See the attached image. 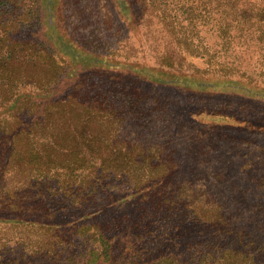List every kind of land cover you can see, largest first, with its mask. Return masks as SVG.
<instances>
[{
    "label": "trees",
    "instance_id": "1",
    "mask_svg": "<svg viewBox=\"0 0 264 264\" xmlns=\"http://www.w3.org/2000/svg\"><path fill=\"white\" fill-rule=\"evenodd\" d=\"M53 2L0 0V222L21 234V247L38 248L15 252L9 264H37L38 257L57 254V249L64 252V224L50 218L59 211L64 216L74 208L94 206L96 201H89V196L104 186L109 174L134 182V192L119 201L140 195L147 201L143 213L114 234L106 222L73 223L70 229L86 237L88 246L68 255V264H264L254 250L235 246L198 250L197 240L184 245L189 248L183 256L151 249L166 247L177 228L188 233L198 223L204 227L201 234L214 228L218 238L226 230L220 223L226 214L213 201L190 205L193 197L187 194L192 219L172 223L171 215L164 213L173 209L172 194L163 201L151 200L155 190L167 193L164 188L170 181L162 145L122 134L123 104L92 94L84 81L86 73L100 71L182 89L262 96L264 80H255L247 69L238 73L216 56L234 55L236 43L248 37L264 50V0H114L130 29L156 24L159 36L143 31L156 47L167 45L155 63L132 53L123 38L115 44L97 38V33L90 37L82 27L77 39L57 29L55 20L51 23L41 14L42 3L47 8ZM38 24L45 38L26 37V31ZM94 38L103 43L96 44ZM147 41L131 48L140 53ZM191 57L198 61H188ZM113 85L121 91L118 82ZM31 232L33 236L23 238ZM8 244V237L0 236V247Z\"/></svg>",
    "mask_w": 264,
    "mask_h": 264
},
{
    "label": "rangeland",
    "instance_id": "2",
    "mask_svg": "<svg viewBox=\"0 0 264 264\" xmlns=\"http://www.w3.org/2000/svg\"><path fill=\"white\" fill-rule=\"evenodd\" d=\"M47 6L48 9L44 3L41 5L43 17L50 19L51 23L55 20L57 29L71 33L74 38L80 37L79 31L82 27H87L85 31L91 34L90 37L97 33V38L106 37L115 44H119L118 38H123L132 53L151 63L159 60L167 46L163 43L162 46L156 47L155 42L151 44L147 36L143 35L144 29L160 35L159 31L154 30V22L148 26L141 25L138 30L130 29L121 17L114 0H54ZM39 26L40 24L27 30L26 37L31 36L39 41L45 38L42 30L38 31ZM92 28L94 32L90 33ZM207 37L211 38L210 42L214 41V38L210 37V31ZM94 39L96 44L103 43ZM249 39L250 37L236 43L234 55L231 56L227 52V58L225 55H217L216 59L220 62L226 61L229 66L234 65L238 73L247 69L252 72V78L262 81L263 46L258 41ZM145 41L150 44L146 43L140 53L131 48L132 44L138 48L140 43ZM153 47L156 50H153ZM197 59L191 57L188 61H198ZM114 77L116 75L92 71L85 74L84 81L86 87H90L93 92L101 90L99 94H92L102 95L107 97L108 101L123 104L120 105L123 112L119 110L122 134L126 137H136L145 143L156 142L162 145L171 169L168 177L170 181H166L164 188L167 193L161 195L155 190L156 194L151 196V200L163 201L172 194L169 200L173 209L166 208L164 211L171 215L172 223L194 215L193 210L187 207V194L193 197L189 201L190 205L203 200L213 201L220 206L221 212L226 214L224 222L220 221L226 230L218 238L213 236L217 231L214 228L204 230L201 234L204 227L198 223L192 232L188 233L185 229L183 231L182 228H177L174 237L167 241L166 247L151 249L160 250V253L176 252L183 256L184 251L189 248L184 245L189 240H197L200 242L198 250L217 251L230 246L245 247L250 251L254 250V253L257 252L261 257L258 260L264 262V94L247 96L232 90L222 92L182 89L173 85H157L133 78L127 80L128 78ZM114 81L119 83L121 91H115V85L111 86ZM198 110L200 112L196 114ZM134 186V182L127 176L105 175L104 186L89 196V201H96L94 206L91 204L83 211H76L74 208L64 216L59 211L51 217L52 221L64 224L67 244L61 246L65 251L57 249V254L38 257L37 264H68V255L76 254L88 246L86 237L75 234L70 229L73 223L106 222L112 227L114 234L116 230H121L126 224L137 219L143 213L147 201L140 199V195L125 202L119 201L134 192ZM182 191L186 194L182 195ZM90 213L94 216L81 218L82 215ZM171 222L167 221L166 225L170 226ZM227 231L230 232L226 233ZM34 233H27L23 238L33 236ZM2 235L8 237L9 244L0 247V264H9L15 252L25 253L38 249L21 247V234L13 229L11 224L0 222V236Z\"/></svg>",
    "mask_w": 264,
    "mask_h": 264
}]
</instances>
